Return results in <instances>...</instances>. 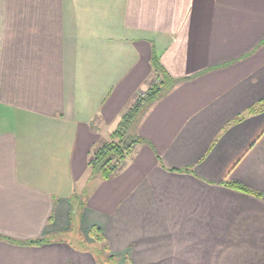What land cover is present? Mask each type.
Returning a JSON list of instances; mask_svg holds the SVG:
<instances>
[{
	"label": "crops",
	"instance_id": "0c3cea01",
	"mask_svg": "<svg viewBox=\"0 0 264 264\" xmlns=\"http://www.w3.org/2000/svg\"><path fill=\"white\" fill-rule=\"evenodd\" d=\"M154 55L177 81L149 143L95 174L76 227L115 264H264V0H0V264L99 263L61 235L71 196Z\"/></svg>",
	"mask_w": 264,
	"mask_h": 264
},
{
	"label": "trees",
	"instance_id": "16d2710c",
	"mask_svg": "<svg viewBox=\"0 0 264 264\" xmlns=\"http://www.w3.org/2000/svg\"><path fill=\"white\" fill-rule=\"evenodd\" d=\"M152 64L157 73L155 80L149 85L147 91L140 93L134 102L122 113L116 128L111 133L110 139L102 142L93 150L89 161L93 176L95 174H101L104 179L111 178L118 170H120L121 166L127 157L134 151L137 144L145 142L149 143L146 138L135 132L136 123L141 118L143 113L177 81L166 71L156 55L152 58ZM254 109L255 108L252 107L251 111ZM227 183L236 189L247 191V188L237 181L230 180ZM87 194L86 188L80 193H74L71 196L73 210L75 208H78L79 210L85 205ZM61 235L67 240H70L69 242L73 246L77 247V249L93 252L99 262L98 264H115L116 260L113 256L104 258L100 255V250H97L100 247L99 244L90 243L85 238H83L82 241L79 239L80 237L77 238V236H74L77 238L76 240H81L78 241V244L73 240L74 233L72 235L70 232ZM90 236L98 243L103 241L102 233L98 227L91 229ZM47 241H49V238H38L22 243L41 244Z\"/></svg>",
	"mask_w": 264,
	"mask_h": 264
},
{
	"label": "rangeland",
	"instance_id": "374dc122",
	"mask_svg": "<svg viewBox=\"0 0 264 264\" xmlns=\"http://www.w3.org/2000/svg\"><path fill=\"white\" fill-rule=\"evenodd\" d=\"M89 176L91 177L90 179H88V182H87V186L85 187V189L87 188V193H89L90 192V190L92 189V187H93V185H95L97 182V180L99 179H97L96 181L95 180H93V177L95 176H93V174L91 173V174H89ZM98 177H99V175H98ZM90 186V187H89ZM89 188H90V190H89ZM88 190H89V192H88ZM78 213H79V210H78V208H75L74 210H73V212H72V220H73V224L74 225H72V229H70L68 232H70L72 235H73V233H74V235H73V237L74 236H77V238H79V239H81L82 241H83V238H85V235H84V233L81 231V229H79L78 227H76V220H77V215H78ZM68 232H66V233H68ZM89 236H90V232H89V234H88ZM76 237H74L73 238V240L74 241H76L78 244H79V242L78 241H81V240H76L77 239ZM86 239V238H85ZM68 241H70V240H68ZM85 241V240H84ZM89 242V241H88Z\"/></svg>",
	"mask_w": 264,
	"mask_h": 264
}]
</instances>
